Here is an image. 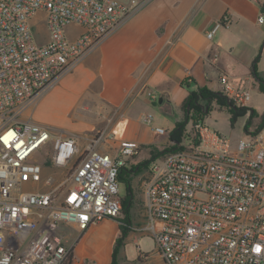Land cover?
<instances>
[{
	"label": "built area",
	"instance_id": "built-area-1",
	"mask_svg": "<svg viewBox=\"0 0 264 264\" xmlns=\"http://www.w3.org/2000/svg\"><path fill=\"white\" fill-rule=\"evenodd\" d=\"M140 6L0 0V264H72L85 232L121 215L119 173L140 144L103 130L82 147L75 136L32 120V112ZM258 21L264 24V11ZM228 22L224 16L207 38ZM220 82L233 106L250 100L228 74ZM146 94L158 102V93ZM154 120L143 117L157 134L167 133ZM189 124L181 147L149 164L143 228L166 264H264V132L235 142L204 118ZM57 171L65 174L56 183Z\"/></svg>",
	"mask_w": 264,
	"mask_h": 264
},
{
	"label": "crops",
	"instance_id": "crops-1",
	"mask_svg": "<svg viewBox=\"0 0 264 264\" xmlns=\"http://www.w3.org/2000/svg\"><path fill=\"white\" fill-rule=\"evenodd\" d=\"M119 1L131 3L134 0ZM135 1H139L141 6L130 20L52 87L71 102L70 108L75 111L76 118L66 124L51 119L42 111L41 98L33 108L32 120L54 129L68 130L83 147L87 141L80 133L95 126L83 116L86 112L96 115L98 110L105 118L102 121L106 134L112 135L115 131L119 136L145 144L138 135L130 132L131 123L144 124V115L155 113L158 115V120H154L155 126H164L161 118L164 115V120H171L166 123L174 128L176 122L184 119L183 103L190 92L199 88L221 91L220 76L224 73L250 92L247 103H253L255 93L264 95L259 88L260 83L264 84V75L260 76L258 72L264 52V24L259 23L258 18L264 0ZM224 16L229 17V22L218 27L213 39L209 40L207 31L213 29ZM148 89L159 94L158 102L149 99L146 94ZM98 104L101 106L99 109ZM109 107L122 109L113 116L115 128L108 125L111 120L107 118ZM163 128L167 132L173 129ZM148 138V143L161 141L156 132H149ZM101 150L112 151L109 146ZM130 166L128 163L127 167ZM131 211L130 207L128 224L129 227L135 225L124 236L120 262L166 264L155 240L143 228L146 223L144 192L137 223ZM124 217L122 214L116 219H104L87 230L74 249L76 259L72 264L85 256H108L112 244L120 235L119 224ZM123 224L126 226L125 222ZM100 228L109 232L110 237L105 243L94 238ZM143 237L155 242L154 250L142 248L140 242ZM97 246H102L106 252H101ZM128 247L132 249V254H129Z\"/></svg>",
	"mask_w": 264,
	"mask_h": 264
},
{
	"label": "rangeland",
	"instance_id": "rangeland-1",
	"mask_svg": "<svg viewBox=\"0 0 264 264\" xmlns=\"http://www.w3.org/2000/svg\"><path fill=\"white\" fill-rule=\"evenodd\" d=\"M41 26L40 25L39 27L37 26V31L44 29L43 31L46 32L45 25H43L42 27ZM258 72L260 76L264 75V52H263L262 59L259 63ZM259 88L261 91H264L261 87V83L259 84ZM41 98H43L42 111L48 117L50 116L51 119L57 120L59 123L63 122L62 124H66V123H70V121L73 118H76L75 111L73 112L72 109L70 108L71 102L67 98H65L59 90H56V88L55 89L51 88L50 90L45 92V94L42 95L40 99ZM244 106H247L249 108L248 113L245 116L240 117L234 125H232L231 120H230L231 118L230 111L225 107L219 106V104L217 103H214L212 105V110L204 117V121L212 130H217L221 132L222 134L232 138L235 142L238 141L240 138H244V137L247 138L249 135L248 133H252L253 135H256L260 132H264V95L260 93H255L253 95V103L251 101L250 103H247ZM99 108H101V106H99L98 109ZM120 112H122L121 108L119 109H116L114 107L108 108L109 116H107V118L108 117L111 118V120L108 121V125L115 128L116 120H115V117L113 116L118 115ZM251 112H255L254 124L249 127V131L247 132L244 130V125L247 119L249 118ZM101 114L102 113L99 114L97 110L96 115L95 114L90 115L89 112H86V115L83 116L84 120L92 124H95V126L91 130L83 131L80 133V135L85 138V141H88V139L91 138L94 134H97L98 131L104 130L105 123L103 121L105 120V118H103ZM153 114L155 115V113ZM155 116H156L155 120L157 121L158 115H155ZM161 118L165 122L163 125L166 126V128L167 127H169V129L173 128L172 126H169L168 123H166V121H171V120H167V119L164 120V115H161ZM143 123L146 124L145 122ZM261 123L263 124V127H258V125ZM144 124L131 123L130 125V132L138 135V137L141 138L145 142V144H140V149H139L138 154H136L132 158V160L130 159L129 161V164L131 165L130 167L132 166L134 167L139 164H144V162L146 161H150L152 159L151 158L152 150L156 148L159 150L165 149L167 145L169 144L168 138H167L169 132L159 134L160 139H161L160 142L157 141L153 143H148V141L150 140L148 138L149 132L153 134L155 130L153 126H150L148 124H146L147 125L146 126ZM190 126L191 124H188L187 128H190ZM54 130L63 131L66 134L72 135L71 132L63 128H55ZM64 174L65 173L60 172V171L56 172V178H57L56 183L63 179ZM149 174H150L149 165L148 167L140 166V167H137L135 171L129 176L131 179L130 183L119 179V195L121 197H126L127 200L130 202L131 208H132L131 214H132V217L134 218V222L136 221V223L139 221V217H137V214L140 215L139 208L141 204L143 203V181L149 176ZM134 225L135 223L131 225V227H129V224L127 222L126 226L122 230L120 229L119 236L122 235L123 230H125L126 233L129 232L132 229V226ZM109 237L110 236H109V232L107 229L105 231H101V228H100L96 230L94 234V238L99 240V242L101 243L107 242ZM116 240L112 244V247L110 249L111 251L108 256L107 254L101 255V256L98 254H95L93 255L92 258L90 256H85L84 259L78 260L76 264H111L112 254L116 246ZM140 244L144 250L152 251L155 249V242L151 238L143 237L141 239ZM97 247L100 248L101 252H104L103 251L104 249L102 246H97ZM120 249L117 251V254H116V259H115L116 264H119V263L120 264H136L130 261L120 262V258H119ZM128 249H129L128 251L129 254H132V249L130 247H128Z\"/></svg>",
	"mask_w": 264,
	"mask_h": 264
},
{
	"label": "trees",
	"instance_id": "trees-1",
	"mask_svg": "<svg viewBox=\"0 0 264 264\" xmlns=\"http://www.w3.org/2000/svg\"><path fill=\"white\" fill-rule=\"evenodd\" d=\"M262 11H264V3L262 5ZM261 87L264 90L263 83H261ZM219 92L220 91H213L208 88H199L197 90H192L183 103V109L185 112L184 119L176 122L174 128L169 132V137H168L169 144L165 149L159 150L156 148L151 151V158H152L151 160L155 159L156 157H159L160 155H163L167 151L180 148L181 147L180 144L183 142L185 131L189 122L191 120L203 119L212 110V105L214 103H217L219 104V106L225 107L230 111V116H231L230 120L232 125H234L240 117H243L248 113L249 108L247 106H242V107L233 106V104L228 101L227 96L220 95ZM254 117H255V112H251L249 118L247 119L244 125L245 131L248 132L249 127L254 124ZM258 127H263V124L262 123L259 124ZM150 161H146L144 162V164H139L134 167L132 166L130 168L128 167L123 168L119 173V179L130 183L131 179L129 176L135 171V169L140 166L148 167ZM121 204H122L121 213L125 215V217L121 219L122 224H119V228L122 230L125 227L123 222L125 223L128 222L127 219L129 216L131 204L126 197H121ZM125 235L126 232L125 230H123L122 235L117 237L116 246L112 254L111 264H116L115 262L116 254L124 242Z\"/></svg>",
	"mask_w": 264,
	"mask_h": 264
},
{
	"label": "water",
	"instance_id": "water-1",
	"mask_svg": "<svg viewBox=\"0 0 264 264\" xmlns=\"http://www.w3.org/2000/svg\"><path fill=\"white\" fill-rule=\"evenodd\" d=\"M220 95H224L222 92H219Z\"/></svg>",
	"mask_w": 264,
	"mask_h": 264
}]
</instances>
